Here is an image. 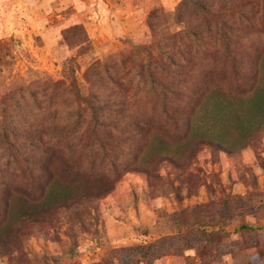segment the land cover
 I'll list each match as a JSON object with an SVG mask.
<instances>
[{"label": "rangeland", "instance_id": "obj_1", "mask_svg": "<svg viewBox=\"0 0 264 264\" xmlns=\"http://www.w3.org/2000/svg\"><path fill=\"white\" fill-rule=\"evenodd\" d=\"M263 85L264 0H0V224L45 163L112 185L0 264H264Z\"/></svg>", "mask_w": 264, "mask_h": 264}, {"label": "trees", "instance_id": "obj_2", "mask_svg": "<svg viewBox=\"0 0 264 264\" xmlns=\"http://www.w3.org/2000/svg\"><path fill=\"white\" fill-rule=\"evenodd\" d=\"M200 9L207 10V6L200 1H195ZM208 11V10H207ZM222 43L228 48L227 39L231 38L232 30L224 22L216 31ZM252 115L250 125L255 126L260 123V118L264 120V85L256 91L252 100ZM97 120V119H96ZM93 135L96 134L92 130ZM95 140L102 144V140L98 135H94ZM222 139V137H220ZM48 161V160H47ZM60 171L64 173L74 170L70 167L68 162H61ZM47 181L42 186L41 196L37 201H32L20 197L18 195H11L5 201L4 221L0 224V255L7 253L9 248L16 246L19 242V235L25 234L27 230L33 227L43 228L49 221L50 215L56 208H66L71 206L82 205L93 198H99L107 194L112 188L110 183H98L94 185H84L75 176L79 172L69 175L70 179H61L54 173V166L50 164H43ZM74 175V176H73Z\"/></svg>", "mask_w": 264, "mask_h": 264}]
</instances>
